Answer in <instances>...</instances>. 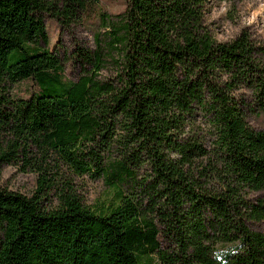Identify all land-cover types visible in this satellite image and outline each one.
Instances as JSON below:
<instances>
[{
    "label": "trees",
    "instance_id": "trees-1",
    "mask_svg": "<svg viewBox=\"0 0 264 264\" xmlns=\"http://www.w3.org/2000/svg\"><path fill=\"white\" fill-rule=\"evenodd\" d=\"M124 1L0 0V171L35 177L0 186V264H264V44L219 41L210 0ZM95 17L51 47L47 18Z\"/></svg>",
    "mask_w": 264,
    "mask_h": 264
},
{
    "label": "rangeland",
    "instance_id": "rangeland-1",
    "mask_svg": "<svg viewBox=\"0 0 264 264\" xmlns=\"http://www.w3.org/2000/svg\"><path fill=\"white\" fill-rule=\"evenodd\" d=\"M98 1L99 9L110 14L121 13L126 8L124 0ZM207 19L219 41L231 40L244 28H248L255 34L257 40L264 44V0H210ZM45 22L51 47L59 46L62 51L71 47L73 34L85 45L93 46L95 32L100 27L96 17L71 30L61 29L60 25L52 18H47ZM71 76L75 75L71 74ZM34 89L33 82L27 80L19 83L13 94L25 97ZM251 124L258 128H264V117L252 118ZM76 183L83 203L91 208H97L106 195L107 188L104 182L83 176L78 178ZM0 186L28 194L35 188V177L31 173L20 172L14 166H5L0 171ZM256 228L264 231V222L257 225Z\"/></svg>",
    "mask_w": 264,
    "mask_h": 264
}]
</instances>
